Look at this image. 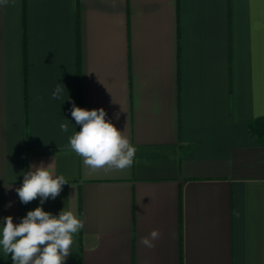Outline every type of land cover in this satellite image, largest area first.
Instances as JSON below:
<instances>
[{"label": "crops", "instance_id": "0c3cea01", "mask_svg": "<svg viewBox=\"0 0 264 264\" xmlns=\"http://www.w3.org/2000/svg\"><path fill=\"white\" fill-rule=\"evenodd\" d=\"M73 103L124 131L129 169L89 174L68 147ZM262 116L264 0L0 5V226L73 210L85 226L65 264H264V144L249 128ZM41 163L69 184L23 204Z\"/></svg>", "mask_w": 264, "mask_h": 264}, {"label": "clouds", "instance_id": "9594fccd", "mask_svg": "<svg viewBox=\"0 0 264 264\" xmlns=\"http://www.w3.org/2000/svg\"><path fill=\"white\" fill-rule=\"evenodd\" d=\"M7 3L8 0H0V5ZM63 88L58 84L52 97L58 98ZM71 116L79 125V131L69 137L68 147L82 158L89 174L124 171L133 165L136 147L124 131L106 118L103 108L88 110L73 103ZM60 129L68 132V123H61ZM52 163L32 165L31 170L23 175L22 184L16 188L21 203L39 199L43 205L48 199L55 200L63 186L69 184L63 175L54 174ZM2 222L0 250L11 255L13 264H65L71 255L74 236L85 226L83 219L73 210L64 208L54 215L42 206L28 211L19 223H14L12 216L4 217ZM159 238V230L153 229L140 242L146 248L154 249Z\"/></svg>", "mask_w": 264, "mask_h": 264}, {"label": "trees", "instance_id": "16d2710c", "mask_svg": "<svg viewBox=\"0 0 264 264\" xmlns=\"http://www.w3.org/2000/svg\"><path fill=\"white\" fill-rule=\"evenodd\" d=\"M249 128L258 137L260 144H264V116L254 119L249 124Z\"/></svg>", "mask_w": 264, "mask_h": 264}]
</instances>
